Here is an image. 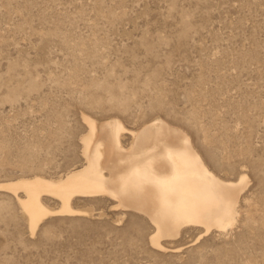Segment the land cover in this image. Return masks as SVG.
<instances>
[{"label":"rangeland","instance_id":"1","mask_svg":"<svg viewBox=\"0 0 264 264\" xmlns=\"http://www.w3.org/2000/svg\"><path fill=\"white\" fill-rule=\"evenodd\" d=\"M83 115L162 120L219 178L245 174L235 224L184 228L161 251L144 215L103 196L31 236L0 191V264H264V0H0V183L81 166Z\"/></svg>","mask_w":264,"mask_h":264},{"label":"bare ground","instance_id":"2","mask_svg":"<svg viewBox=\"0 0 264 264\" xmlns=\"http://www.w3.org/2000/svg\"><path fill=\"white\" fill-rule=\"evenodd\" d=\"M82 118L87 132L80 139L81 166L58 178L34 175L0 183V191L16 198L31 236L49 217L85 215L72 206L76 198L103 196L114 208L144 215L154 228L150 243L161 251L162 240L184 228L207 235L235 224L246 175L234 181L216 176L183 130L162 120L131 131L118 119L99 126ZM123 133L132 138L128 147L121 143ZM45 197L58 201L57 208L45 205Z\"/></svg>","mask_w":264,"mask_h":264}]
</instances>
